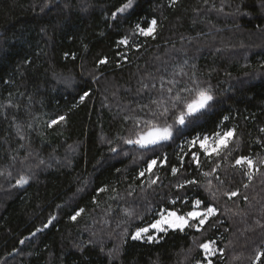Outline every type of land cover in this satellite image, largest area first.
Listing matches in <instances>:
<instances>
[{
    "label": "trees",
    "instance_id": "obj_1",
    "mask_svg": "<svg viewBox=\"0 0 264 264\" xmlns=\"http://www.w3.org/2000/svg\"><path fill=\"white\" fill-rule=\"evenodd\" d=\"M124 2L0 0V264H205L199 245L210 241L223 249L213 264H252L264 249V0H137L113 19ZM153 18L155 39L138 35L135 24ZM192 79L214 95L197 125L154 151L123 143L153 99ZM224 128L235 129L227 158L190 163L185 141ZM164 156L166 166L139 176ZM240 156L260 168L251 181L233 167ZM216 163L213 177L201 175ZM196 199L217 209L201 231L131 238L162 209L184 214Z\"/></svg>",
    "mask_w": 264,
    "mask_h": 264
},
{
    "label": "snow or ice",
    "instance_id": "obj_2",
    "mask_svg": "<svg viewBox=\"0 0 264 264\" xmlns=\"http://www.w3.org/2000/svg\"><path fill=\"white\" fill-rule=\"evenodd\" d=\"M137 0H126L120 7H118L113 13L112 18L116 19L118 14L128 13L129 10L134 9V5ZM177 0H171V3L175 5ZM51 3V0H45L44 7H48ZM147 26H142L140 23L135 24V31L138 35L143 37H151L155 39V33L157 30V20L155 18L146 22ZM119 45H128L129 39L127 37L122 38L118 41ZM100 64L107 63L106 59L100 60ZM175 81H168V84L175 85ZM191 87H183L179 89V91L175 95L169 96L168 99L158 98L153 99L151 101L152 105H155V111L149 112V117L146 119L137 118L134 121L133 135L129 138L123 140V143L128 145H136L141 149H150L155 150L156 147L164 145L166 142L173 140L175 137H178L183 134V132L189 126H195L198 124L201 116H203L207 109L212 106L214 101V95L210 87H202L195 80H191ZM147 87V85H144ZM173 88L168 87L167 92L172 93ZM184 92L187 93V96H182L179 93ZM89 96V92L85 91L83 95L80 96V101L83 102L86 97ZM144 107H148L145 105ZM169 117H171L172 122L169 123ZM228 116H224L223 120H228ZM64 116H59L56 119H53L49 122L48 126L52 127L53 125L58 124L61 121H64ZM223 123V121L221 122ZM219 127V126H218ZM261 132H264V128L260 129ZM235 137V129L234 128H224L220 131H216L212 133L211 136H195L190 140H186L185 144L189 148V153L191 156L190 163L195 164L199 169L201 167V156L212 160L213 157H222L226 159V155H224L230 147L231 142ZM112 152H116V148L110 149ZM230 154V153H229ZM181 164L180 167L184 165V158L179 157ZM256 161L252 160L248 156H240L235 160V164L233 167H241L247 166V169L243 172L245 176H247L248 180L251 181L254 177V173H258L260 168L256 166ZM258 163L260 165H264V158H261ZM168 164V157L164 156L163 158L150 159L147 161V167L144 168L140 173V177H144L145 174L154 175V169L157 167H164ZM220 168V164L216 163L214 167H212L209 171L202 172L201 175L205 178L213 177L217 170ZM179 172V168L176 166L171 167L172 175H177ZM3 173H0L2 175ZM220 184L222 185L224 182L217 175L215 177ZM159 180L157 176L155 179H150L149 184H156ZM28 183L27 178L24 176H20L19 179L16 180V185L14 186H22ZM199 182L196 180H187L185 184H198ZM207 183L209 187L212 185V180L208 179ZM185 184H178V188L185 187ZM248 185L245 184L244 187ZM106 188L98 189V192L106 191ZM115 191V189H113ZM223 195L227 196L229 199L238 196V191H224ZM213 197H215V192L213 193ZM247 199V197H245ZM95 202V199H94ZM171 203L175 204L176 201L173 200ZM204 202L200 199H196L191 202L192 209L184 214H178L176 211H168L166 209H162L159 216L154 222L149 224L146 227H139L132 234L131 238L133 240H139L144 237L145 234H148L151 230H155V233H167L169 229L171 230H179L181 232L185 231V229H195L196 231H201V229L206 225L211 217H214L217 213V209L212 205H206L201 209V205ZM84 209H79L75 212V214L70 216L72 221H76L77 217H79ZM54 219V217L52 218ZM51 223V220L48 222ZM48 224L44 225V228H47ZM42 229H37L39 232ZM35 235V233H33ZM148 242H157V237L153 234L147 235ZM21 244L24 243L23 240L20 241ZM215 241H210L207 243H202L199 245V248L204 252V262L206 264H213L212 259L210 257L216 255L217 251L223 252V249H217L214 247ZM196 264H202V261L197 260ZM252 264H264V249H258L255 252L254 258H252Z\"/></svg>",
    "mask_w": 264,
    "mask_h": 264
},
{
    "label": "rangeland",
    "instance_id": "obj_3",
    "mask_svg": "<svg viewBox=\"0 0 264 264\" xmlns=\"http://www.w3.org/2000/svg\"><path fill=\"white\" fill-rule=\"evenodd\" d=\"M244 167L247 169V166H246V165H245ZM201 209H202V208H201ZM160 212H161V211H159V213H160ZM158 218H159V216L157 217V219H158ZM169 230H171V229H169ZM148 234H153V235H155V236H158V234H160V233H155V230H151V229H150V232H149ZM148 234H145L144 237L141 238V239H139V240H141V241H147V235H148ZM202 251H203V250H202ZM203 255H205L204 252H203ZM210 258H211V257H210ZM205 264H206V263H205Z\"/></svg>",
    "mask_w": 264,
    "mask_h": 264
},
{
    "label": "water",
    "instance_id": "obj_4",
    "mask_svg": "<svg viewBox=\"0 0 264 264\" xmlns=\"http://www.w3.org/2000/svg\"><path fill=\"white\" fill-rule=\"evenodd\" d=\"M138 148H139V147H138ZM25 185H26V184H24V185H22V186H18V187H20V188H21V187H24Z\"/></svg>",
    "mask_w": 264,
    "mask_h": 264
}]
</instances>
